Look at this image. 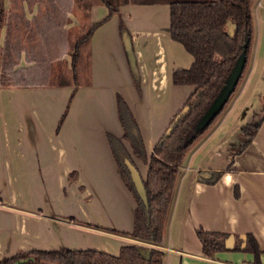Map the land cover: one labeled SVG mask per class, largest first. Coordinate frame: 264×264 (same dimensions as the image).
I'll use <instances>...</instances> for the list:
<instances>
[{"label":"crops","instance_id":"obj_1","mask_svg":"<svg viewBox=\"0 0 264 264\" xmlns=\"http://www.w3.org/2000/svg\"><path fill=\"white\" fill-rule=\"evenodd\" d=\"M4 2L0 48L10 56L9 63L14 62L10 51H47L54 49L55 42L64 50L68 67H73L65 38L55 36L54 29L45 33L39 18L46 10L41 3L58 0ZM252 12L254 37V17L264 19V0L253 3ZM87 13L79 76L73 69L71 77L61 81L25 79L35 78L31 69L17 75L20 79L0 83V258L62 244L117 254L122 244L134 241L107 229L131 230L136 207L108 138L109 133L123 134L117 95L130 105L150 156L195 88L193 83L173 81V72L190 67L194 56L171 35L169 0H118L117 11L108 17L103 0H90ZM121 18L129 30L139 85L120 30ZM75 22L70 20L61 28ZM261 50L264 65V47ZM37 62L36 54L28 61L20 58L24 65ZM239 99L240 95L234 99L235 105L243 106ZM238 108L241 115L244 108ZM257 121L256 133L246 142L247 122L240 121L227 103L187 151L159 245L165 252L164 264H264V109ZM136 158L145 178L148 163ZM216 170H222L216 180L203 179ZM105 190L111 197L109 206L123 211L120 218L108 215L109 219L102 209L107 202ZM73 193L86 198L88 208L82 205L78 213L82 223L69 219L71 211L56 205ZM95 201L98 209L92 205ZM198 229L227 232L226 247L206 255Z\"/></svg>","mask_w":264,"mask_h":264},{"label":"trees","instance_id":"obj_2","mask_svg":"<svg viewBox=\"0 0 264 264\" xmlns=\"http://www.w3.org/2000/svg\"><path fill=\"white\" fill-rule=\"evenodd\" d=\"M103 1L109 7L106 17L117 11L118 0ZM253 1L169 0L171 35L194 56L190 67L173 72V81L193 83L195 88L183 107L171 119L150 156L130 105L124 96L117 95V111L123 134L118 136L109 133L108 138L122 179L136 200V207L131 230H119L115 227L107 229L129 235L135 240L122 244L117 254L94 247L32 248L3 256L0 258V264H164L165 252L159 245L163 242L179 166L189 148L222 112L235 91L238 83L216 116L209 123L197 127L202 115L226 84L238 56L247 44L246 61L240 77L245 70L253 38ZM5 12V2L0 0V31L5 21ZM119 26L122 32L129 33L122 18ZM230 26L234 28L232 33ZM79 53V50L73 52L74 64ZM134 80L137 85L140 84L138 71H134ZM259 122L244 125L246 142L256 133ZM126 142L132 151L128 149ZM134 156L148 163L147 175L142 177L146 198H143L137 189L127 162L128 159L135 164ZM221 172L222 170L212 171L210 177L203 179L212 182ZM198 235L206 255H212L226 247L227 232L198 229Z\"/></svg>","mask_w":264,"mask_h":264},{"label":"rangeland","instance_id":"obj_3","mask_svg":"<svg viewBox=\"0 0 264 264\" xmlns=\"http://www.w3.org/2000/svg\"><path fill=\"white\" fill-rule=\"evenodd\" d=\"M88 1L90 0H58V2H51V3H41V6H45L46 10L44 12H40L39 18L42 25H44L45 33L52 32L55 33V36H60V38H65V46L71 48L70 52L73 56V52L75 50H79V54L77 55V59L75 64L73 63V67L71 69L68 67V63L66 57L64 56V50L61 48L60 45L54 44L51 45L54 49L47 50V51H40V52H23L20 49L15 51H10L14 53L12 56L14 58V62H10V56L7 55L8 53H4L0 48V83H5L7 81H14L20 78H17V75L21 74L25 70L34 69L36 71L35 78H25V79H38V80H47V81H61L65 80L66 78L71 77V72L74 69L79 76V71L83 68L84 60H83V48L85 47L87 29H88V13H87V5ZM97 1V0H92ZM259 0H254V5H258ZM115 2H113L114 4ZM108 6V5H107ZM109 11V7H108ZM73 14V15H72ZM6 15V12H5ZM74 18V19H73ZM74 22V20H78L74 24H69L66 29H62L61 27L66 22ZM92 27V24L90 28ZM47 38V36L45 37ZM79 41L77 45L79 49H76V45L74 46V42ZM84 44V45H83ZM56 46V47H55ZM8 48L16 47V45H8ZM264 47V19L258 14L254 17V37L252 38V44L249 51V58L247 60V64L245 70L240 77V80L237 84V87L233 94L231 95V99L228 100V104L232 105V112L234 115L237 116L240 121L243 122H257L259 119L262 109H264V65L262 63L263 57V50ZM14 49V48H13ZM36 54L38 62L37 63H27L24 65L20 63V58L24 61H28V57H33ZM73 60V57H72ZM71 66V65H69ZM56 68V70H55ZM56 71V73H55ZM24 73V72H23ZM22 75V74H21ZM240 95L239 105L243 103V106H236L234 103V99ZM244 108L240 115V108ZM66 112V110H65ZM64 112V113H65ZM63 113V114H64ZM62 114V116H63ZM61 116V117H62ZM61 120V118H60ZM61 123V121H59ZM246 123V124H247ZM243 135H245L243 133ZM237 137V136H236ZM247 137V136H246ZM137 160V161H136ZM141 161L137 158L135 159V166ZM139 170V168L137 167ZM75 176L70 175V180H72ZM67 186V183H66ZM62 187H59L61 189ZM98 189H102L98 187ZM105 195L107 198V202L105 205L101 204L103 210H105L107 217L108 215H114L115 218L119 217V215L123 214V211H118L114 206H109L110 195L106 193ZM64 194L60 192V194ZM92 197H95L96 201L98 202L97 195L93 192ZM80 198V200H79ZM67 200L59 199L56 202L57 207L61 208V205L68 210L71 211L69 215V219L73 220L74 222H80L84 220L78 216V213L81 212V207L83 205L84 208H88L86 204V198L78 197L77 194H72L66 198ZM94 205L97 209L98 206L96 202ZM108 208V209H107ZM126 209H124V214ZM135 211V209H134ZM94 212L99 213V210H95ZM104 212V213H105ZM111 219V217H108ZM82 220V221H81ZM116 238H122L121 236H115ZM61 246H67L66 244H62ZM60 246V247H61ZM59 248V247H58Z\"/></svg>","mask_w":264,"mask_h":264},{"label":"water","instance_id":"obj_4","mask_svg":"<svg viewBox=\"0 0 264 264\" xmlns=\"http://www.w3.org/2000/svg\"><path fill=\"white\" fill-rule=\"evenodd\" d=\"M234 31L233 26H230V32L232 33ZM124 36L126 38L125 44H126V49L128 52V57L131 63V66L135 72H137V65H136V57L134 54L132 42L127 35V31L124 32ZM246 45L243 51L240 53L238 56L236 63L227 79L226 84L223 86L222 90L220 93L217 95V97L214 99L212 104L209 106L207 111L202 115L200 120L197 123V127H202L203 125L209 123L210 120H212L216 114L219 112L220 108L224 105L226 102L227 98L231 94L232 90L234 89V86L238 83V80L240 78V75L242 73L243 67L245 65L246 61ZM128 165L131 170L132 177L136 183L137 189L139 190L141 196L143 198H146V192L144 188V183L142 180V176L140 175L137 167L132 163L130 160L127 159Z\"/></svg>","mask_w":264,"mask_h":264}]
</instances>
